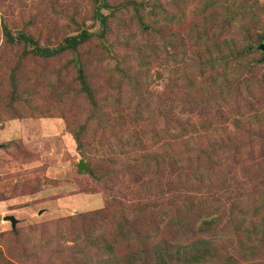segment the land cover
Listing matches in <instances>:
<instances>
[{
    "label": "rangeland",
    "instance_id": "obj_1",
    "mask_svg": "<svg viewBox=\"0 0 264 264\" xmlns=\"http://www.w3.org/2000/svg\"><path fill=\"white\" fill-rule=\"evenodd\" d=\"M128 1L109 0V5H125ZM134 1L141 5L149 2L146 11L151 10L157 15L155 26L159 32L154 34L149 30L144 34L155 48L154 55L157 54L146 73L152 83L144 86L140 95L142 106L139 110L147 118L146 122L139 124V129L149 134L147 148L155 149L158 143H166L170 148L164 152L178 148L181 152L183 143L175 140L186 142L190 136L207 152L213 147L218 148L216 152L220 157L216 163L207 156L198 164L206 171L209 182L211 179V184L198 191V198L204 202L202 219L220 220L216 229L206 234L207 239L217 243V250L235 259L237 264H264V246H256L253 255L240 249L250 220L257 223L264 219L263 56L256 52L259 61L251 73L244 74L243 78L237 77L240 84L232 85L228 90L226 83L237 79L229 75L217 83L215 91H211L205 85L206 76L214 72L206 70L202 76L197 69L190 68V59L197 48L204 52L207 47L203 38L193 40L196 41L193 43L189 38L190 31L199 29L201 34L215 37L218 43H222L225 36H235L233 38L237 41L242 38L236 34L237 29L227 32L228 35L223 33L221 17L215 19L212 11L205 12L207 4L215 0ZM245 1L246 8L250 7L252 13L246 18L249 25L244 31L264 36V0ZM152 4L158 9L152 10ZM132 7L128 5L115 13L110 36L119 38L132 34L136 43L141 45L145 38L140 35ZM91 11L92 0H0V250L4 251L10 264H32L24 260L22 250L25 246L21 242L26 244L31 238L32 242L39 243L44 230L53 237L52 250L48 253L44 249V256L36 258L33 264H70L66 258L65 262L52 255L57 249L71 245L63 237L54 238L55 232H51L56 221L107 206L118 212L123 204H137L141 200L137 192L139 183H133L130 178L120 176L112 190L104 189L77 168L79 161L84 159L72 133L87 120L91 121V128L98 129V120L83 96L69 99L66 105L62 103L61 94L76 87L72 56L66 53L53 59L23 57L21 46L4 43L1 20H5L12 30L21 26H27L30 32L39 30L42 41L55 46L63 37L79 33L81 28L96 32L98 25L93 23ZM103 13L108 11L103 10ZM144 22H150L149 18ZM170 43L172 48H167ZM87 47L89 45L83 46L81 52ZM164 47L174 54L175 59L163 56ZM113 51L119 60L125 58L126 64L135 68L133 53L120 48ZM91 55L93 58L90 55L87 58L86 72L92 84L100 89V95L111 96L104 85V73L116 62L107 59L100 63L105 66L97 69L96 54ZM85 58H82L83 62ZM64 66H68L67 76L59 78L54 72ZM13 67L18 69L16 75L26 82L18 83V88L23 87L18 91L19 95L12 93L13 88L11 91V83L6 78L8 70L11 72ZM173 70L177 72L175 75ZM188 83L191 85L186 88L188 91H184V84ZM26 89L37 94L28 96ZM131 95L130 92L125 94L126 97ZM11 98H14L11 108L2 106ZM120 100L127 103V100ZM127 107L117 108L108 116L112 126L117 125L116 119L125 117ZM135 108L138 107L133 105ZM256 116L263 118L259 117L261 123H256ZM236 120L240 121L238 127L235 126ZM67 122L71 128L67 127ZM245 123H250V134ZM131 131L122 124L107 129L105 135L98 130L86 146L98 148V141L104 146H119L120 141L115 137L125 139ZM235 136H238L236 142L233 141ZM84 164L88 166L86 160ZM158 176L161 179L158 187L169 190L173 197L191 193V188L178 179V172L168 164L161 167ZM6 216H13L17 221L14 230H11L9 221H4Z\"/></svg>",
    "mask_w": 264,
    "mask_h": 264
},
{
    "label": "trees",
    "instance_id": "obj_2",
    "mask_svg": "<svg viewBox=\"0 0 264 264\" xmlns=\"http://www.w3.org/2000/svg\"><path fill=\"white\" fill-rule=\"evenodd\" d=\"M141 4L129 0L119 7L109 5V0H92L91 14L93 23L98 25V30L91 32L87 28H81L79 33L63 37L55 46L43 42L39 30L30 32L27 26L12 30L5 20H1L4 43L21 46L19 48L23 57L53 59L66 53L72 56L71 66L75 72L76 87L61 94L62 103L66 105L69 99L74 100L76 97L83 96L92 108V115H95L98 120L96 125L98 129L91 128V121L87 120L79 126V130L72 133L81 157L88 163L89 173L86 175L105 187L104 189L112 190L114 182L120 176L130 178L133 183H139L137 192L141 200L137 204H123L118 212L110 210L107 206L104 209L56 221L54 231L51 232H55L54 238L63 237L71 245H66L65 249H54L56 251L52 255L65 262L67 260L70 264H237L235 259L228 255L224 256L223 251L217 250V243L207 239L206 234L216 229L220 220L202 219L204 202L198 198V191L207 184H211L206 171L198 164L207 156L216 163L220 157L216 152L218 148L213 147L207 152L201 148L193 136H190L186 138V142L175 140L177 143H183L181 152L179 148L164 152L170 148L166 143H158L157 148L150 149L147 148L149 134L139 129V124L142 121L146 122L147 118L139 110L142 106L140 95L144 91L143 87L152 83L146 73L157 55H154L155 48L147 39L148 35L144 34L149 33V30H153L154 34L159 33L155 26L157 15L150 12L151 10L146 11L149 2L145 5ZM128 5L133 6L136 22L141 31L140 35L145 38L141 45L136 43L135 35L132 34H125L119 38L110 36L111 21H115V13L126 9ZM247 5L245 0H215L206 6L208 10L205 12L212 11L215 19L221 17L223 33L228 35L238 30L236 34L242 36L238 41L233 38L235 36H225L223 42L218 43L215 37L210 38L207 33L201 34L199 29L193 32L191 30L189 33L191 41H199L197 39L203 38L207 46L204 52H200L199 48L196 51V46L193 47L196 52L190 59L192 61L190 68L194 67L202 76L206 70L214 72L206 76L208 81L205 85L211 91H215L217 83L227 79L229 75L233 78H243L244 74L251 73L254 64L259 61L255 57L256 52L263 56L258 46L262 43L264 36L252 35L244 31L249 25L246 18L252 13L250 7L246 8ZM151 9L155 11L158 7L152 4ZM103 10L108 13L104 14ZM146 18H149L150 22L145 23ZM85 45L89 47L81 52V48ZM170 46L172 48L171 43L166 47ZM166 47H164L163 56L175 59L174 54L168 52ZM115 48L133 53L135 68L126 64L125 58L121 57L119 60V57L117 58L114 54ZM92 53L96 54L97 69L103 68L105 64L100 63L107 59L116 62L104 73V85L112 94L111 96H107L106 93L100 95V89L92 84L91 77L86 72L87 58L89 55L93 58ZM85 56V62H83L82 58ZM120 61L125 64L119 63ZM67 68L68 66L59 68L54 74L56 73L59 78L66 77ZM17 70L13 67L12 71L8 70L6 74L8 82L11 83V91L13 88L12 93L15 95H19L18 91L23 88H18V83L21 81L26 84L24 78L21 79L16 75ZM172 73L175 75L177 72L173 70ZM230 81L226 83L228 90L232 85L240 84L241 80L237 78ZM190 85L191 83L184 84L183 90L188 91L186 88ZM129 92L132 95L126 97L125 94ZM26 93L31 97L37 94L27 89ZM12 99L14 100L11 98L10 101L3 102L2 106L11 108ZM120 99L127 100V103L123 104ZM133 105L138 108L133 109ZM126 106H128V112L125 113V117L121 116L115 120V123L122 124L127 130L132 129L131 134H128L125 139L115 137L117 141H120L119 146H104L101 141L97 143L98 148L86 146L90 144L89 140L98 130L105 135L107 129L116 128L117 125L112 126L108 116L113 110ZM259 117H254L257 124L261 123ZM239 124L240 121L236 120L235 126L238 127ZM67 127L71 128L69 122ZM244 127L250 134L252 131L250 123H245ZM247 131L243 130V132ZM180 134L178 133L177 136ZM237 139L238 136H235L233 141L236 142ZM213 156L215 158H212ZM167 164L178 172V179L191 188L189 195L173 197L169 190L164 191L158 187L161 180L158 176L159 170ZM187 170L190 172H186ZM40 236L39 243L32 242L31 238L27 239L26 244L21 242L22 246H25L22 252L26 262L35 263L36 258H41L46 253L44 249H47L48 253L51 252L53 237L46 230ZM240 246V249L252 255L258 246H264V219L257 223L250 220L245 242H241ZM5 258L4 251L0 250V264H10Z\"/></svg>",
    "mask_w": 264,
    "mask_h": 264
},
{
    "label": "water",
    "instance_id": "obj_3",
    "mask_svg": "<svg viewBox=\"0 0 264 264\" xmlns=\"http://www.w3.org/2000/svg\"><path fill=\"white\" fill-rule=\"evenodd\" d=\"M259 50L263 53V58H264V37L262 40V43L258 46ZM77 168L79 170V172L83 173V174H88L89 173V168L88 166H86L84 164V160H80ZM4 221H9L10 225H11V229L14 230L15 229V225L17 223V221L14 219L13 216H6L4 217Z\"/></svg>",
    "mask_w": 264,
    "mask_h": 264
}]
</instances>
